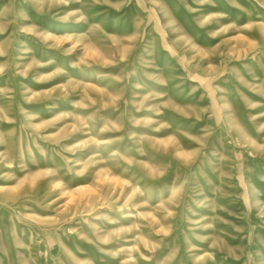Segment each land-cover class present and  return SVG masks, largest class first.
<instances>
[{
  "label": "rangeland",
  "instance_id": "374dc122",
  "mask_svg": "<svg viewBox=\"0 0 264 264\" xmlns=\"http://www.w3.org/2000/svg\"><path fill=\"white\" fill-rule=\"evenodd\" d=\"M0 264H264V0H0Z\"/></svg>",
  "mask_w": 264,
  "mask_h": 264
}]
</instances>
